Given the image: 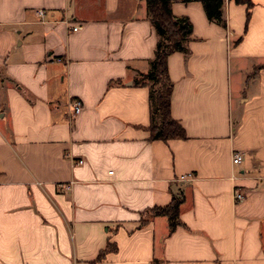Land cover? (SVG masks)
<instances>
[{
	"label": "crops",
	"instance_id": "obj_1",
	"mask_svg": "<svg viewBox=\"0 0 264 264\" xmlns=\"http://www.w3.org/2000/svg\"><path fill=\"white\" fill-rule=\"evenodd\" d=\"M250 2L247 21L225 0V27L172 2L192 33L167 58L186 138L164 142L134 84L157 42L144 0H0V264H264V0ZM173 196L170 231L149 210Z\"/></svg>",
	"mask_w": 264,
	"mask_h": 264
},
{
	"label": "trees",
	"instance_id": "obj_2",
	"mask_svg": "<svg viewBox=\"0 0 264 264\" xmlns=\"http://www.w3.org/2000/svg\"><path fill=\"white\" fill-rule=\"evenodd\" d=\"M148 19L157 36L154 56L150 61V68L146 73H140L134 79L135 85L147 86L149 92L150 124L148 131L151 140L167 142L171 139H184L186 133L180 123L170 113V98L173 83L167 69V58L174 52L189 53L187 42L192 33V25L186 17L173 15L171 5L174 0H144ZM182 2L198 1L202 4L205 15L221 27L226 22L223 17L225 0H181ZM247 6L246 20L250 17V0H233ZM181 198L173 196L165 206H155L149 210L153 216H166L169 230L173 231L179 221V206ZM104 253H100L98 259Z\"/></svg>",
	"mask_w": 264,
	"mask_h": 264
},
{
	"label": "built area",
	"instance_id": "obj_3",
	"mask_svg": "<svg viewBox=\"0 0 264 264\" xmlns=\"http://www.w3.org/2000/svg\"><path fill=\"white\" fill-rule=\"evenodd\" d=\"M43 13H44L43 10H38L37 11L38 15H43ZM78 28H79V26H72L71 27V29L73 31L77 30ZM70 105H71L73 114L79 113V111L81 110V107H82L81 106V102L79 100L72 101L70 103ZM241 159H242V155H241L240 152H233V154H232V163L233 164H239L241 162ZM78 162L82 163L81 160H79ZM108 173L111 174L112 171H109ZM243 197H244V195L241 192L236 191V193L234 194V198L236 200H241Z\"/></svg>",
	"mask_w": 264,
	"mask_h": 264
}]
</instances>
